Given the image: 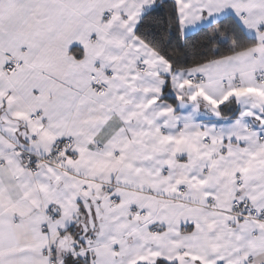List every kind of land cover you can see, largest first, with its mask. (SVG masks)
I'll use <instances>...</instances> for the list:
<instances>
[{"label":"snow or ice","instance_id":"1","mask_svg":"<svg viewBox=\"0 0 264 264\" xmlns=\"http://www.w3.org/2000/svg\"><path fill=\"white\" fill-rule=\"evenodd\" d=\"M0 264H264V0H0Z\"/></svg>","mask_w":264,"mask_h":264}]
</instances>
